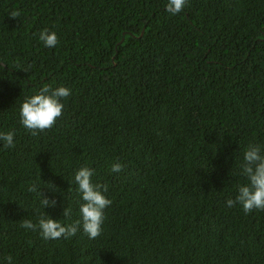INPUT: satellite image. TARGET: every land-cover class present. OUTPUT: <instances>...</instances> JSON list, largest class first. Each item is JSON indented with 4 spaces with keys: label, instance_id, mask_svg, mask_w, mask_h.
Listing matches in <instances>:
<instances>
[{
    "label": "trees",
    "instance_id": "obj_1",
    "mask_svg": "<svg viewBox=\"0 0 264 264\" xmlns=\"http://www.w3.org/2000/svg\"><path fill=\"white\" fill-rule=\"evenodd\" d=\"M166 3L0 0V132H15L0 141V264H264V210L225 203L247 183L246 148L264 151V0H188L175 16ZM45 85L71 95L32 136L19 106ZM82 166L112 201L101 235L21 228L36 209L80 218Z\"/></svg>",
    "mask_w": 264,
    "mask_h": 264
},
{
    "label": "clouds",
    "instance_id": "obj_2",
    "mask_svg": "<svg viewBox=\"0 0 264 264\" xmlns=\"http://www.w3.org/2000/svg\"><path fill=\"white\" fill-rule=\"evenodd\" d=\"M188 0H167L165 11L173 16L182 12ZM20 16V11H12L10 18L16 19ZM39 40L45 47L53 48L58 43L56 32L45 28L40 31ZM71 95V90L64 86L52 88L45 85L30 97H25L19 106V123L32 135L37 136L40 132L50 130L55 126L57 120L63 115L64 104L62 100ZM14 131L0 132V141L5 148H14ZM241 175L247 180L246 184L237 185L235 199L226 200L227 207H234L237 204L245 214L253 210H264V151L260 145H249L243 154L242 162L239 165ZM122 165L119 162L110 165V172L119 173ZM94 170L82 166L74 173L73 182L76 184V191L82 203L79 204V219L72 223L63 224L44 214H40V209H36V222L30 219H23L20 227L33 232L38 231L39 235L46 240H57L60 238H70L82 230L89 239H95L101 235L104 223V210L111 205L112 201L103 195L107 192V185L92 182ZM48 188H53L48 184ZM53 190H55L53 188ZM28 192L36 193L39 197L40 205L54 207L55 200L49 199L41 193L36 184L28 188ZM63 217L72 215V209L67 207L63 210ZM6 264H13L11 255L4 258Z\"/></svg>",
    "mask_w": 264,
    "mask_h": 264
}]
</instances>
